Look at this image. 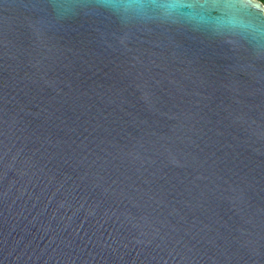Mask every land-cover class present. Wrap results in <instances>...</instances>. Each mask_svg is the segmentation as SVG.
<instances>
[{
  "label": "water",
  "instance_id": "1",
  "mask_svg": "<svg viewBox=\"0 0 264 264\" xmlns=\"http://www.w3.org/2000/svg\"><path fill=\"white\" fill-rule=\"evenodd\" d=\"M0 264H264V9L0 0Z\"/></svg>",
  "mask_w": 264,
  "mask_h": 264
},
{
  "label": "flooded vegetation",
  "instance_id": "2",
  "mask_svg": "<svg viewBox=\"0 0 264 264\" xmlns=\"http://www.w3.org/2000/svg\"><path fill=\"white\" fill-rule=\"evenodd\" d=\"M255 2H258L264 9V0H254Z\"/></svg>",
  "mask_w": 264,
  "mask_h": 264
}]
</instances>
